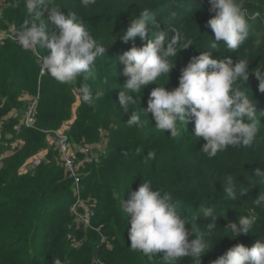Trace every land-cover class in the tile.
Returning a JSON list of instances; mask_svg holds the SVG:
<instances>
[{
	"label": "trees",
	"instance_id": "16d2710c",
	"mask_svg": "<svg viewBox=\"0 0 264 264\" xmlns=\"http://www.w3.org/2000/svg\"><path fill=\"white\" fill-rule=\"evenodd\" d=\"M5 1L6 6L0 10V32L13 27L21 30L31 18L25 0ZM242 1L249 23L248 40L235 51L225 52L223 41L219 42V50L210 51L218 59L231 56L235 61L240 54L241 58L250 60L249 79L243 90L249 96L253 95L257 110L264 111V92L259 90V81L252 71L259 66L264 67V0ZM56 3L65 13L76 12L97 42L109 48L107 55L97 60L89 78L83 81L104 95L92 106L83 103L80 98L77 116L69 130L71 142L82 143V134L89 131L92 134L90 140H96L98 127L116 117L113 120L116 132L111 134L114 137L111 145L113 154L99 166L98 172L95 171L97 165L109 154L101 155L94 163L80 162L82 195L86 200L95 199L98 205L90 224H79L71 211L75 201L73 178L66 172L59 150L49 146L45 132L35 128L22 131L24 144L18 148L15 146L17 140L9 139L2 133L8 130L15 133L19 118L8 120L0 136V264H55V259H59L61 264H95L96 258L105 264H163L160 259L162 253L150 259L131 249L129 217L112 196L113 189H116L121 198L129 199L143 179L151 181L154 187L171 192L182 214L191 218L201 231L205 225L199 223L208 221L201 216L197 222V211L208 206L217 209L218 230L206 236L209 247L213 245L201 257L200 264H212L236 244L252 247L258 241L264 242V205L253 203L264 191V180H259L254 171L258 166L264 168V116L260 117V131L250 148L229 147L216 157L209 158L201 150L206 141L192 134L195 129L193 119L187 125L179 124V135L171 138L167 132L155 127L151 113L147 115L143 111L141 107L147 108L150 93L158 86L157 83L147 85L143 93L141 90L136 94L137 103L129 106V112L124 114L119 107V92L127 79L122 74L125 64L119 57L133 44L142 46L147 42L139 36L127 43L119 38L134 16L142 9H149L160 23L159 31L174 27L182 37L193 41L194 44L180 51L176 58L166 85L172 90L179 85L181 69L193 56L199 55L200 50H207L210 41L215 40L214 32L207 25L214 15L209 2L96 0L89 7L82 6L80 0H56ZM47 15L46 11L45 17ZM169 35L172 33L169 32ZM148 39H151V29ZM39 73V65L31 60L30 53L23 50L19 43L7 40L0 44V118L10 111V102L14 99L23 102V98L37 92ZM167 79L164 76L158 82L164 84ZM80 83L78 79L75 85H65L47 72L43 74L36 125L58 128L71 119L77 99L74 87L77 89ZM131 109L141 116L144 121L142 127L127 124L133 114ZM84 126L87 128L83 129ZM44 148L49 150L39 165L20 173V167ZM6 152L8 154L4 155ZM150 152H154L155 156L150 157ZM231 174L238 177V188L249 189L242 197L238 192L234 201L223 192L224 178ZM252 182L256 184L252 186ZM246 214L256 217V232L233 239L223 228L229 222H238L240 216ZM181 264H198V261L187 256Z\"/></svg>",
	"mask_w": 264,
	"mask_h": 264
},
{
	"label": "clouds",
	"instance_id": "9594fccd",
	"mask_svg": "<svg viewBox=\"0 0 264 264\" xmlns=\"http://www.w3.org/2000/svg\"><path fill=\"white\" fill-rule=\"evenodd\" d=\"M80 3L84 7H89L94 5L96 0H80ZM209 4L210 11L214 15L207 21V25L214 32L215 40L210 41L207 50L199 49L200 54L193 56L181 69L179 85L172 90L166 85L176 58L180 51L192 46L193 41L182 37L174 27L159 31L160 23L149 9H142L137 16H134L131 24L124 29L123 35L119 38L127 43L130 39L135 40L139 36L141 40L147 42L142 46L133 44L119 57V60L125 64L122 74L127 77L119 92V107L123 109L124 114L129 112V106L137 103L136 94L141 90L143 93L147 85L157 83L158 86L150 93L147 108L141 107L143 111L147 115L151 113L152 119L156 122L155 127L161 132H167L171 138L179 135V124L187 125L189 120L193 119L195 129L192 134L199 140L206 141L201 150L209 158H213L229 147L250 148L260 131V117L264 116L258 117L257 113L264 114V111H258L253 95L249 96L243 90L249 79L250 60L241 58L240 54L235 61L231 56L218 59L214 58L210 51L219 50L220 41H223L225 52L235 51L241 49L248 40V17L241 0H209ZM25 7L31 17L30 20L21 30L14 33L17 41L6 39L4 42L11 40L19 43L23 50L31 52L40 60L44 72L40 70L37 92L23 98L26 99L25 112L17 123L22 120L28 106L34 100H37V114L41 94L40 79L46 72L54 80L65 85H75L80 79L81 83L77 91L82 102L89 106L94 105L104 93L100 90L94 91L83 81L89 78L97 60L107 55L109 48L97 42L76 12L65 13L56 0H25ZM46 11L47 17H45ZM150 29L151 39H148ZM169 32L172 33L171 36ZM39 49H44L45 54L42 55ZM252 71L259 81V90L264 92V67L259 66ZM164 76L168 79L166 83L160 84L158 81ZM78 99L74 102L73 108ZM131 110L133 114L127 124L142 127L144 121L141 116L134 109ZM13 115L14 113L9 111L0 118V136L1 129L9 120L6 116L12 118ZM71 119L67 120L70 122L69 130L74 122ZM2 120L5 123L1 126ZM34 128L41 131L58 129L38 127L36 116L35 127L31 129ZM24 129L27 128L21 131L15 128L18 133ZM45 134L48 138V134ZM84 145L95 147L98 152L95 161L101 155L109 154L108 146L102 147L98 144L81 146ZM54 146L58 149L56 145ZM48 150L49 148L40 150L27 161L44 152L42 160ZM101 150H105L106 153L102 154ZM149 156L154 157L155 153L150 152ZM82 160L83 157L79 154V166ZM254 171L259 180H264V168L258 166ZM82 173L81 170V177ZM237 178L232 174L224 178L223 192L233 201L238 198V192L242 197L249 190L248 187L238 188ZM255 184L252 182V186ZM112 196L119 201L123 212L129 217L128 236L132 250L139 251L150 259L162 253L160 259L163 264H181L187 256L194 257V261L200 264L201 257L211 249L213 244L209 247L206 236H211L218 230L216 218L219 212L215 207L208 206L197 211L199 213L195 217L197 222L201 216L208 221L199 223L205 225L204 230L201 231L196 224H193L191 218L182 214L171 192L154 187L149 180L143 179L138 190L133 191L127 200L124 196L121 198L116 189H113ZM93 202L97 211L98 204L95 199L91 200V203ZM253 203L256 206L264 205V191H261ZM255 225L256 217L246 214L241 215L238 222H229L223 229H227L229 236L235 239L242 234L255 233ZM190 237L194 238L190 239ZM55 264H61V261L55 259ZM212 264H264V242L258 241L252 247H247L243 243L236 244Z\"/></svg>",
	"mask_w": 264,
	"mask_h": 264
},
{
	"label": "built area",
	"instance_id": "2783aa9c",
	"mask_svg": "<svg viewBox=\"0 0 264 264\" xmlns=\"http://www.w3.org/2000/svg\"><path fill=\"white\" fill-rule=\"evenodd\" d=\"M209 2V0H207ZM15 31H7L0 33V43L4 42L6 39L16 40L14 35ZM42 72H44L42 70ZM36 103L34 100L28 106L25 115L22 120L18 122L15 126L17 131H21L23 128H33L35 127V116H36ZM5 123L4 120L1 121V126ZM70 128V122H65L58 129H43L45 133L48 134L49 145H56L60 151L64 167L69 175L73 178L74 188H75V201L72 204L71 211L76 217L77 222L90 224L91 219L96 216V204L91 203L89 199H84L82 195V177H81V166L78 163L79 154L83 157V162L93 163L98 155L95 147L92 146H78L73 145L70 142L68 130ZM102 154H105V150H101ZM42 156H37L29 161H27L20 169V173H25L29 170H33L41 162ZM95 264H105L100 261V259H95Z\"/></svg>",
	"mask_w": 264,
	"mask_h": 264
},
{
	"label": "rangeland",
	"instance_id": "374dc122",
	"mask_svg": "<svg viewBox=\"0 0 264 264\" xmlns=\"http://www.w3.org/2000/svg\"><path fill=\"white\" fill-rule=\"evenodd\" d=\"M243 1L241 0V3H242ZM6 4H7V2L5 1V0H0V10H2L5 6H6ZM257 15V13L254 15V16H256ZM7 31H18V29H16L15 27H13L12 29H9V30H6V29H3L0 33H2V32H7ZM15 43V42H14ZM39 51L41 52V54L43 55V54H45L44 53V51L42 50V49H39ZM30 53V57H31V60H34L38 65H39V69L40 70H42V66H41V62H40V60L35 56H33V54L31 53V52H29ZM27 61H28V63H30V60L29 59H27ZM23 69H25V68H23ZM48 74V73H47ZM74 93H75V96H77V98H79L78 99V101L75 103V105H74V108H73V117H72V119H71V121L73 122L74 121V119L76 118V113H77V110H78V107H79V105H80V103H81V101H80V96H79V94H78V91H77V89H76V87H74ZM27 95H29V94H27ZM31 96V95H30ZM76 100V99H75ZM25 103H26V99L24 100L23 99V102L20 100V99H14L12 102H10V106L12 107V108H10V111H12L13 113H14V115H13V118H9L8 116H6V118L7 119H9L10 121L11 120H13V119H15V120H17L25 111H24V109H25ZM13 107H16V108H13ZM102 117V116H101ZM116 117H113L111 120H109V121H107V122H105L103 125H100V127H98V124H99V121H97V127H98V137H97V139L96 140H94V141H91L90 140V138H91V136H92V134H91V132L89 131V132H85V133H83L82 135H83V137H84V139L81 141L82 143H75V145H82V144H86V145H90V144H94V145H99V146H102V147H105V146H108V150H109V155L99 164V165H97V167H96V169H95V171L96 172H98V168H99V166L103 163V162H105V161H107L110 157H111V155L113 154L112 153V147H111V145L113 144V142H114V137H113V135H111V134H113V133H115L116 132V128H115V126H114V122H113V120L115 119ZM87 127L86 126H84L83 127V129H86ZM37 130V129H36ZM3 135H5L7 138H9V139H12V140H17L16 142H15V146H17L18 148H21L22 146H23V140H22V138H23V134H22V132H20V133H17V132H15V133H11L9 130L6 132V133H2ZM80 142V141H79ZM74 144V143H73ZM14 146V145H13ZM43 154H44V152H41V153H39L37 156H43ZM5 155V154H4ZM35 155V154H34ZM37 156H35V157H37ZM34 158V157H33ZM32 159V158H31ZM26 163V162H25ZM106 170V169H105ZM92 198H93V196H92ZM105 238H106V236H105ZM110 243H111V245H112V241H110ZM112 248V247H111Z\"/></svg>",
	"mask_w": 264,
	"mask_h": 264
},
{
	"label": "crops",
	"instance_id": "0c3cea01",
	"mask_svg": "<svg viewBox=\"0 0 264 264\" xmlns=\"http://www.w3.org/2000/svg\"><path fill=\"white\" fill-rule=\"evenodd\" d=\"M8 153H6L5 155H7Z\"/></svg>",
	"mask_w": 264,
	"mask_h": 264
}]
</instances>
